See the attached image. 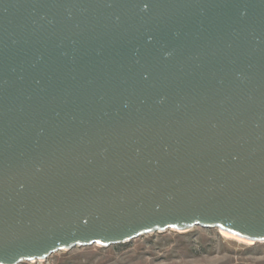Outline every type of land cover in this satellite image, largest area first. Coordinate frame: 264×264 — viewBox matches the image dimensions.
Returning <instances> with one entry per match:
<instances>
[{
  "label": "water",
  "instance_id": "95a60500",
  "mask_svg": "<svg viewBox=\"0 0 264 264\" xmlns=\"http://www.w3.org/2000/svg\"><path fill=\"white\" fill-rule=\"evenodd\" d=\"M196 227L264 243V0H0V264Z\"/></svg>",
  "mask_w": 264,
  "mask_h": 264
},
{
  "label": "rangeland",
  "instance_id": "374dc122",
  "mask_svg": "<svg viewBox=\"0 0 264 264\" xmlns=\"http://www.w3.org/2000/svg\"><path fill=\"white\" fill-rule=\"evenodd\" d=\"M245 241L196 227L145 235L108 248L60 251L47 260L22 264H264V243Z\"/></svg>",
  "mask_w": 264,
  "mask_h": 264
},
{
  "label": "bare ground",
  "instance_id": "6f19581e",
  "mask_svg": "<svg viewBox=\"0 0 264 264\" xmlns=\"http://www.w3.org/2000/svg\"><path fill=\"white\" fill-rule=\"evenodd\" d=\"M221 232H222V234L225 235L226 237L238 238V237L233 236V235H231V234H229V233H226V232H224V231H221ZM240 240H242V239L240 238ZM243 240H244V239H243ZM244 241H245V240H244ZM245 242H251V241L246 240Z\"/></svg>",
  "mask_w": 264,
  "mask_h": 264
}]
</instances>
